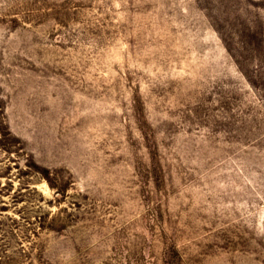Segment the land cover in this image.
<instances>
[{
  "label": "rangeland",
  "instance_id": "374dc122",
  "mask_svg": "<svg viewBox=\"0 0 264 264\" xmlns=\"http://www.w3.org/2000/svg\"><path fill=\"white\" fill-rule=\"evenodd\" d=\"M0 264H264V0H0Z\"/></svg>",
  "mask_w": 264,
  "mask_h": 264
}]
</instances>
